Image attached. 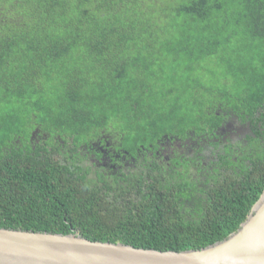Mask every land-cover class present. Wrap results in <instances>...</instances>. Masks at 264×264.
<instances>
[{
	"label": "trees",
	"instance_id": "16d2710c",
	"mask_svg": "<svg viewBox=\"0 0 264 264\" xmlns=\"http://www.w3.org/2000/svg\"><path fill=\"white\" fill-rule=\"evenodd\" d=\"M97 145L146 169L96 184L77 164ZM263 190L264 0H0V227L199 249Z\"/></svg>",
	"mask_w": 264,
	"mask_h": 264
},
{
	"label": "water",
	"instance_id": "95a60500",
	"mask_svg": "<svg viewBox=\"0 0 264 264\" xmlns=\"http://www.w3.org/2000/svg\"><path fill=\"white\" fill-rule=\"evenodd\" d=\"M0 264H264V190L236 231L203 248L159 250L0 227Z\"/></svg>",
	"mask_w": 264,
	"mask_h": 264
},
{
	"label": "flooded vegetation",
	"instance_id": "af4514ba",
	"mask_svg": "<svg viewBox=\"0 0 264 264\" xmlns=\"http://www.w3.org/2000/svg\"><path fill=\"white\" fill-rule=\"evenodd\" d=\"M240 128V126H237ZM236 126L232 124H229V130L230 132V142L233 144V147L237 145L238 147L236 149L239 150L238 156L241 157V162L248 161L251 157V153L249 152L250 149H253L250 144L251 140L256 138L254 133H252L251 129L248 127H244L243 129H239L238 131L235 130ZM249 135H252V139L248 137ZM109 136V135H108ZM261 139H255V142H259ZM178 147H181L184 142L187 140L181 141L179 139L173 140ZM173 143H168V147L164 148L161 152V154L165 157L167 161L170 162L171 158L175 155V144ZM109 148L113 151V154L115 158H119L121 156L120 153L117 152V149L114 148L115 142H108ZM106 143V144H107ZM96 149L98 151H93L91 152L89 156V159L92 163L96 164H84V158H83V164H77V165H84L85 166V173L87 177L92 178L93 182L96 184H103L102 178L112 181H121L123 177H126L127 175H131L132 172H139L142 173L145 169L146 166L145 164H135L136 160L132 158L133 162L131 161H124L123 164L117 163V161H113V157L111 156V153L104 149V146L97 145ZM102 150V151H101ZM194 151H190V154H192ZM210 154V152H208ZM87 155V154H86ZM123 159H126V155L122 156ZM235 159L238 160L237 157ZM207 161H203L202 164H187L186 167H192L193 170L197 172V175L195 178H199V180L203 183H208L212 178L207 176L210 172L211 166L210 164H206ZM89 165L91 167H89ZM171 165V164H166ZM240 165H245V164H232L229 169L232 170V172H236V168H238ZM183 167V164L180 165ZM89 167V168H88ZM226 167V166H225ZM225 167L222 166V164H218L217 168H221L220 170H224ZM88 168V169H87ZM187 169V168H186ZM148 171V170H147ZM147 171L145 173H147ZM182 174H184V171H182ZM144 179L151 177L143 176ZM201 185V184H198ZM125 193H128V186H125ZM131 189V188H130ZM142 193V191H139ZM114 198V196H112ZM203 206H195L193 208H189L186 213H185V219L183 220V225H187V222H199L200 221V215L202 212H200L201 209H205ZM182 222V221H180ZM188 226V225H187Z\"/></svg>",
	"mask_w": 264,
	"mask_h": 264
}]
</instances>
